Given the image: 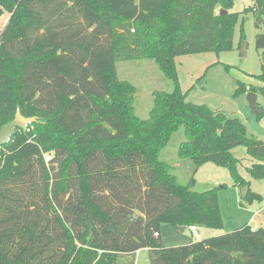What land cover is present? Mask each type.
<instances>
[{
	"label": "trees",
	"instance_id": "obj_1",
	"mask_svg": "<svg viewBox=\"0 0 264 264\" xmlns=\"http://www.w3.org/2000/svg\"><path fill=\"white\" fill-rule=\"evenodd\" d=\"M232 2L0 0V20L11 14L0 29V130L18 110L36 119L0 147V264H134L145 249L151 264H264V228L179 249L161 239L163 224L223 226L218 189L194 191V177L180 184L161 160L180 129L178 156L196 170L213 163L249 186L231 152L248 142L249 174L264 180V142L247 138L238 118L188 103L176 73L177 56L233 50ZM253 3L264 84V0ZM141 59L174 85L153 93L148 119L117 74V62ZM247 92L264 96V86L240 84L235 95ZM261 200L250 189L245 202Z\"/></svg>",
	"mask_w": 264,
	"mask_h": 264
},
{
	"label": "rangeland",
	"instance_id": "obj_2",
	"mask_svg": "<svg viewBox=\"0 0 264 264\" xmlns=\"http://www.w3.org/2000/svg\"><path fill=\"white\" fill-rule=\"evenodd\" d=\"M232 3L229 12L239 14L235 25L233 50L177 56L176 73L182 92L187 93L188 103L206 105L215 112L238 118L246 127L247 138L264 141V129L249 105V93L235 95L240 84L247 87L264 86L256 78L261 74L262 53L256 48L258 29L254 13L249 10L254 3L253 0H233ZM219 11L220 7H217L216 12ZM10 17L11 14L4 13L0 20L1 30L5 28ZM244 44L246 56L242 57ZM117 74L119 80L130 82L136 87L135 107L137 116L141 119L149 118L155 91L172 92L174 89L173 82L153 60L119 61ZM257 95V103L264 111V96ZM185 140L184 130L180 129L162 151L161 160L174 167V174L180 184L187 185L194 177L196 180L194 191L218 189L223 226L220 229L199 227L197 234H193L189 227L185 232H181L180 229L163 224L162 243L163 246L170 248L186 247L199 240L232 232L247 224L254 213L264 207V180L254 179L249 174V168L257 161L247 153L248 142L232 146L231 152L240 161L238 170L244 180L249 182L250 185L247 187L262 197L261 201L251 204L242 198V188L235 185L228 169L207 163L196 170L190 160L180 159L178 150ZM189 259L187 264L195 261V258L190 256ZM128 260H133V257ZM134 264H151L150 253L147 250L139 251L134 256Z\"/></svg>",
	"mask_w": 264,
	"mask_h": 264
},
{
	"label": "water",
	"instance_id": "obj_3",
	"mask_svg": "<svg viewBox=\"0 0 264 264\" xmlns=\"http://www.w3.org/2000/svg\"><path fill=\"white\" fill-rule=\"evenodd\" d=\"M246 44L243 46V51H242V57L246 56ZM257 98L258 95L256 93H249L248 94V101L249 105L252 109V111L257 115L261 116L262 115V110L259 107L257 103ZM36 119L34 118H25L22 116L21 111L18 110L15 119L5 125L1 130H0V147H4L8 145L12 139L16 136L18 131L26 129L30 124L34 123ZM261 127L264 129V118L260 121ZM250 188L249 187H243L241 189V196L243 199H246L248 196ZM181 231H184V228H180Z\"/></svg>",
	"mask_w": 264,
	"mask_h": 264
},
{
	"label": "crops",
	"instance_id": "obj_4",
	"mask_svg": "<svg viewBox=\"0 0 264 264\" xmlns=\"http://www.w3.org/2000/svg\"><path fill=\"white\" fill-rule=\"evenodd\" d=\"M259 141H261V140H259ZM262 142H264V141H262ZM254 193H256V192H254ZM256 194H258V193H256ZM245 225H249L253 229L264 228V207L260 208L259 210H257L254 213V215L249 219L247 224H245ZM241 227H243V226H241ZM241 227H239V228H241ZM185 231H186V228H184V231H181V232H185ZM161 237H162V235H161ZM191 244H193V243H191ZM164 247H165V249H179V248H183L181 246H175V247H171V248L170 247H166V246H164ZM145 250H147L150 253V257L154 254L153 250H149V249H145Z\"/></svg>",
	"mask_w": 264,
	"mask_h": 264
},
{
	"label": "built area",
	"instance_id": "obj_5",
	"mask_svg": "<svg viewBox=\"0 0 264 264\" xmlns=\"http://www.w3.org/2000/svg\"><path fill=\"white\" fill-rule=\"evenodd\" d=\"M44 159H45L46 163H50L52 161V154L51 153L44 154ZM189 230L193 234H197V232H198L196 227H189Z\"/></svg>",
	"mask_w": 264,
	"mask_h": 264
}]
</instances>
